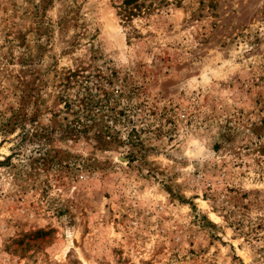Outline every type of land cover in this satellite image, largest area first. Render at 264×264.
<instances>
[{"label":"rangeland","instance_id":"374dc122","mask_svg":"<svg viewBox=\"0 0 264 264\" xmlns=\"http://www.w3.org/2000/svg\"><path fill=\"white\" fill-rule=\"evenodd\" d=\"M124 1L0 0V264H264V0Z\"/></svg>","mask_w":264,"mask_h":264},{"label":"trees","instance_id":"16d2710c","mask_svg":"<svg viewBox=\"0 0 264 264\" xmlns=\"http://www.w3.org/2000/svg\"><path fill=\"white\" fill-rule=\"evenodd\" d=\"M137 1L138 0H125L124 1L125 8L129 10V11L126 10L125 12H127L130 16H133L134 10L138 9V7L136 6ZM133 6H136V7H133ZM75 116L76 117L74 118L72 126L69 127V133L74 134V135H82L85 132H87V129L84 127L85 121L83 122V118H80L79 113L76 111H75ZM42 136L45 137L47 136V134H43Z\"/></svg>","mask_w":264,"mask_h":264}]
</instances>
